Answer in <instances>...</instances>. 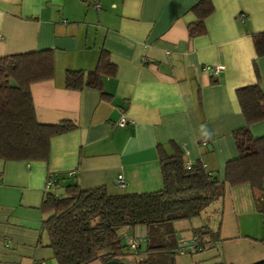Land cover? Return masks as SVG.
Segmentation results:
<instances>
[{"label":"crops","instance_id":"1","mask_svg":"<svg viewBox=\"0 0 264 264\" xmlns=\"http://www.w3.org/2000/svg\"><path fill=\"white\" fill-rule=\"evenodd\" d=\"M200 1L0 0V57L53 52V79L30 85L37 122L75 126L50 140L47 162L0 160V264H57L42 227L46 195L61 198L70 185L109 195L160 191L159 146L167 155L176 146L186 164L200 162L223 181L225 164L237 157L233 132L246 125L236 90L259 80L264 94V56H256L251 37L264 32V0H209L205 33L190 38ZM102 50L116 67L103 78L105 98L97 89H66L65 72L94 70ZM215 66L223 70L211 76L206 68ZM122 117L128 123L118 126ZM250 133L263 137L264 120ZM172 228L174 264L264 261V214L248 184L227 186L198 217ZM205 229L219 239L197 240L194 232ZM147 234L145 225L120 229L122 241L127 236L138 248L118 261H146ZM149 258L168 264L164 252Z\"/></svg>","mask_w":264,"mask_h":264},{"label":"trees","instance_id":"2","mask_svg":"<svg viewBox=\"0 0 264 264\" xmlns=\"http://www.w3.org/2000/svg\"><path fill=\"white\" fill-rule=\"evenodd\" d=\"M196 21L187 28L188 36L205 33L204 20L213 11L209 0H201L193 9ZM257 57L264 56V32L252 34ZM116 67L102 50L94 70H67L64 87L73 91L97 89L101 96L102 81L113 77ZM258 80V73L255 69ZM54 77L51 50L0 57V160L5 162H47L50 140L75 129L69 122L42 125L36 120L30 85ZM236 99L246 125L233 132L237 157L225 164L224 179L205 171L200 162L186 169L184 154L173 147L167 155L157 148L162 189L145 194L109 195L104 187L81 190L76 185L65 187V195H46L41 211L49 216L43 222L57 264H102L118 260L127 247L119 235L122 228L145 225L148 230V259L138 264H152L149 255L164 252L167 263L174 264L178 250L172 223L198 217L212 202L223 197L226 187L248 184L256 208L264 214V136L253 138L250 126L264 120V94L259 80L253 86L236 90ZM218 240V233L195 231ZM256 264H264L261 261Z\"/></svg>","mask_w":264,"mask_h":264},{"label":"built area","instance_id":"3","mask_svg":"<svg viewBox=\"0 0 264 264\" xmlns=\"http://www.w3.org/2000/svg\"><path fill=\"white\" fill-rule=\"evenodd\" d=\"M96 7H98V5H96ZM1 39H2V37L0 35V40ZM206 70L209 72V74L211 76H216V75H218L223 70V66L207 67ZM127 123H128L127 120L124 117H122L118 121L117 125L118 126H125ZM185 167H186V169H189L191 167V164H188L187 163L185 165ZM56 183H57L56 177L54 175H52V174L48 175L47 185H49V186L52 185L53 186ZM118 184L120 186H123L124 181H123L122 176H119L118 177ZM123 242L125 243L127 249L130 250V251H135L138 248V243L135 240H133V239L127 237V236H124Z\"/></svg>","mask_w":264,"mask_h":264},{"label":"water","instance_id":"4","mask_svg":"<svg viewBox=\"0 0 264 264\" xmlns=\"http://www.w3.org/2000/svg\"><path fill=\"white\" fill-rule=\"evenodd\" d=\"M262 111L264 114V105H262ZM107 264H122V263L119 262L118 260H112V261L107 262Z\"/></svg>","mask_w":264,"mask_h":264},{"label":"rangeland","instance_id":"5","mask_svg":"<svg viewBox=\"0 0 264 264\" xmlns=\"http://www.w3.org/2000/svg\"><path fill=\"white\" fill-rule=\"evenodd\" d=\"M60 195H61V196L65 195V190H64V192L61 191Z\"/></svg>","mask_w":264,"mask_h":264}]
</instances>
